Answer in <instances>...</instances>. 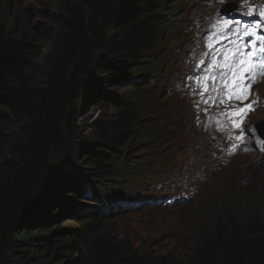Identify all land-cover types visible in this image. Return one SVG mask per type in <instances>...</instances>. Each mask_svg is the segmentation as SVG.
<instances>
[{
  "label": "trees",
  "instance_id": "trees-1",
  "mask_svg": "<svg viewBox=\"0 0 264 264\" xmlns=\"http://www.w3.org/2000/svg\"><path fill=\"white\" fill-rule=\"evenodd\" d=\"M50 1L35 34L0 18V264H264V199L250 198L253 189L227 191L212 205V198L191 204L199 211L196 236L172 254L141 250L129 222L100 203L82 207L77 196L70 206L64 195L52 203L51 195L63 188L76 193L66 184L73 173L61 169L69 163L88 177L100 202L115 189L104 190L102 179L105 186L127 179L131 189L137 168L117 171L119 163L109 156L134 154L141 136L133 146L131 138L130 151L113 152L130 131L137 137L132 129L148 124L154 130L151 97L131 98L129 113L117 106L111 116L105 112L79 126L83 103L93 95L99 110H111L119 83L144 92L141 82L154 77L171 9L168 0ZM44 42L47 50L39 53ZM102 94H108L105 104Z\"/></svg>",
  "mask_w": 264,
  "mask_h": 264
},
{
  "label": "bare ground",
  "instance_id": "bare-ground-1",
  "mask_svg": "<svg viewBox=\"0 0 264 264\" xmlns=\"http://www.w3.org/2000/svg\"><path fill=\"white\" fill-rule=\"evenodd\" d=\"M192 1L193 0H168V5L171 9L170 20L174 23V28H172L174 31L170 34L167 30V35L161 40V44L156 55L157 58L153 61V63L155 62L154 77H147L143 82H141L145 90L156 91L155 94L150 95L152 102L150 105V113L155 105H159L160 101L163 106L166 104L164 101L168 102L167 108L177 109L174 113H172L173 110H171L172 114H163L161 112H154L152 114V117L155 115L154 130L164 131L166 129H170L169 134L160 140L161 146L166 143L169 145L162 147L163 153L160 154V156H163V165L157 166L158 181L156 182L155 179H152V181H150V183H148L145 187L134 193L131 188L132 186L130 187L131 189L128 188L127 179H124L122 182L116 184H113V180L110 179L109 186H105L104 179H102L101 181L104 190H110L113 186H115V189L110 190L105 194L103 199L104 203L94 197L90 199L93 195V190L89 185L88 177L81 171L74 170L70 164V169L66 171L67 173L71 172L73 174L69 177V180L66 181V184L71 183L73 185L72 189L74 192L80 187L79 192L77 194H67L69 188H63V190H60L59 193H53L51 195L52 203L59 202L61 199L59 200L58 196L60 197L64 195V198H66L65 202L70 206L75 203L78 198L77 196H81L82 201L84 202V204L81 205L82 207L84 205V207L91 208L100 203L99 205L101 207L104 206L103 210L107 211V213L113 218H122L129 222V232L134 235V241L139 243L137 244V247H141L149 251H152L153 247H155L157 248L155 251L156 254H172L179 250L181 246L180 243L185 240L186 236L188 237L191 230L190 218L192 214L197 211L194 208L191 211L193 204L197 206L203 201H206L205 199L212 198V205L215 204L217 199L221 198L215 197L211 193L206 194L207 192H210L209 190L213 184L218 181H222L223 176L227 175V172L225 171L220 172V150L224 154H227L230 149L237 146L232 157L236 158L239 163L244 164V168L240 173L228 175L229 178L226 181H222L224 185H226L227 190H234L235 188L239 191L246 189L257 190L261 187L260 191L262 193L264 191V188H262L264 183L261 182V179L264 180V123H259L257 121L259 119L258 117L255 118L256 126L249 127L250 125H245L246 123L244 121V117L248 118L252 110L246 112L242 117H236L234 115L227 116V119L215 117L213 115L214 113L209 114V111L206 109L204 104L200 102V99L202 98L196 93V91H194L192 87L186 86V79L189 74L192 75L191 71L194 73L195 78L200 75L197 61L203 62V64L207 67H211L216 64L214 54L218 47L215 42H211V46L205 49L208 44L207 41H205L204 44H201L199 40L188 39L190 34L188 29L190 25L185 23L182 24V26L187 30H182L179 26V16L182 18L187 17L183 10ZM237 1L240 2V0ZM209 2L210 6L220 7L212 4L211 0H209ZM246 26L248 25L244 24L241 31H243V28ZM171 39L173 41H171ZM172 42H176L177 44H175L171 50L169 48V44ZM156 45L157 44L155 43V46ZM224 54L225 52L221 54V57H223ZM214 68L222 69L220 63L217 66H214ZM183 76L184 78H182ZM158 80H160L162 87L166 90L159 89ZM151 83L153 86L156 85V87L154 86L153 88L152 86H149ZM171 86L175 87L173 91L170 90ZM263 89L264 81L255 79L251 85L250 94L246 100L240 102L233 99L231 102L235 103L237 108L248 105H251L252 107L253 100L258 103L260 102ZM159 90L162 91L161 94H157V91ZM157 95H167L168 99L166 100L164 97H160L163 99H157ZM224 96L226 95H221L215 104L223 107V105H225L222 102ZM170 97H172L173 100H170ZM196 101L198 103L196 105L189 104ZM169 104L173 105L170 106ZM156 109L158 110L157 107ZM227 110H232V107L229 105ZM200 113H203L202 117V114ZM190 114H195L197 116L198 120H196V122L199 123L197 126L193 125V123H189L188 125L184 123L185 120L187 121V118L191 117ZM254 114L256 115L258 113L255 112ZM241 119L243 120L241 128L234 127L233 121H239ZM192 120H194V118ZM259 128H261L262 137L259 138L257 143L250 146L248 149L249 152L245 153L244 150H246V148L244 146H247L248 144V134H252V130L259 131ZM235 130H240V134L245 136L244 140L240 141L238 145L234 141L230 140ZM140 136L141 135H137V137ZM184 152L190 154L189 158L183 159ZM131 156L135 158V154H131ZM195 156L202 158L201 162L210 167L208 171L211 173L207 178L206 186V179H201L196 174L195 177L190 174L192 171L189 167L190 164H192V160L195 159ZM123 158L125 157L123 156ZM130 162L132 165L134 164L133 161ZM251 162L257 163L256 167H252V169L256 168L253 171H250L247 168V165H245ZM133 168L135 169V167ZM79 173L82 174V177L79 176ZM172 185H174V191L171 188ZM219 185H221V187L223 186L222 183H219ZM221 189L222 188L219 186H216L217 191ZM71 198H74L73 201ZM126 200L128 201L123 206L121 205L116 208L119 204H121L120 201L124 203ZM115 204L117 205L116 207ZM62 209L65 210L66 208L63 207ZM146 214H149L148 219L154 223L153 226L156 229L154 232L156 239H149L148 241L151 248H147L146 244L137 240V238L141 240L138 231L139 219ZM195 219L199 225V216L197 218L195 217ZM159 239L160 242L153 245V243ZM173 241H175V244L171 246L172 248L169 251L163 247L164 252H161V247L164 244L167 245ZM144 242L147 241L145 240Z\"/></svg>",
  "mask_w": 264,
  "mask_h": 264
},
{
  "label": "rangeland",
  "instance_id": "rangeland-1",
  "mask_svg": "<svg viewBox=\"0 0 264 264\" xmlns=\"http://www.w3.org/2000/svg\"><path fill=\"white\" fill-rule=\"evenodd\" d=\"M50 2H51L50 0H21V1H17V0H0V18H6L7 21H9V19L12 20V21L15 20L16 24L19 26L18 27L16 25L18 31L20 30V28L23 29V30H25L26 28L27 29L29 28L31 30V32H33L35 34L36 32H39L40 28L42 27L41 24L46 22L45 17L40 14V11L45 7V5H49ZM32 44H35V41H32ZM175 44H177V43L176 42L170 43L169 44V48L172 50L173 47L175 46ZM46 47H47V42H44L42 44V47L40 48V52L39 53L45 52L47 50ZM121 84L122 83H119L115 87H113V89L116 90L117 92H119L121 90L120 93H118L119 95H122V93H123L122 89H120V88H122ZM126 92H130V91L126 90ZM161 92L162 91L159 90V91H157V94L158 93L161 94ZM132 93L134 94V96L131 97L133 99H135L134 98L135 96H138V95L141 94L138 91L137 92L135 91V92H132ZM126 96H128V94L124 95L122 98H125ZM91 97H93V95H91ZM161 97H164V98L167 97L166 100L168 99L167 95H162ZM114 99H115V97H114ZM91 100H94V102L91 103V105L89 104V106H86L87 105L86 101L83 103L84 105H83V108H82L81 118H83L84 120L80 119L81 121L79 123V126H81L82 123L89 124L92 119L97 118L98 115H99V114H97V111L99 110L98 109L99 106L97 107L96 103H95L98 100V97L96 99H94V97L91 98L89 100V102H91ZM160 103H161V101L159 102V104ZM161 106H163V105H161ZM163 107H165V106H163ZM101 110H103V109H101ZM105 110H109V108H106ZM159 110H161V109L158 108V111ZM107 112H109V111H107ZM100 113L102 114V113H105V112H100ZM111 115L112 114L108 113V116H111ZM256 118H258V117H256ZM82 127H84V126H82ZM80 134L82 135L83 138H85L84 136L87 137L88 136V129L87 128H81ZM168 145L169 144L166 143L162 147H166ZM130 149H131V147H129V151H130ZM56 166L58 168L59 164H57ZM62 166H61V169H64V170H69L70 169V167H69L70 163L67 164V166H64V165H62ZM228 175H233V170L230 173H228L227 175L223 176L222 181H226L229 178ZM79 176L82 177V174L79 173ZM261 182L264 183V180L261 179ZM222 184H223L222 187H221V185H219V183L213 184L211 189L209 190L210 192H207L206 194L211 193L215 197L220 198L223 194L227 193V191H231V192L233 191L232 189L227 190L226 189V185H224L223 182H222ZM216 186H219L222 189L217 191L216 190ZM262 188H264V185H263ZM260 189H261V187H259L257 190L252 192V194L249 191V194H251L249 196H255V195H256V197L263 196V199H264V191L262 193L260 191ZM233 195L238 197L239 193H234ZM204 197H203V199H204ZM205 200H207V199H205ZM198 214H199V212L195 211V213H193L191 218H190L191 230H190L188 236L189 235L191 237H195L196 236L197 228L199 227V225H198L195 217L197 218L199 216ZM148 217H149V214H146L142 218L139 219L138 231H139V234H140L139 237H140L141 240H139L138 238H137V240L143 242L144 244H146L147 248H151L150 243L148 241H149V239L150 240H155L156 239V236L154 235V232H155L156 229L153 226L154 223L151 220H149ZM62 222H65V221H62ZM121 224H122V226H123V224L126 225V223H124V221L120 222V225ZM142 240H144V241L146 240L147 242H144ZM159 242H160V239L155 241L153 243V245H156ZM134 243H135L136 246H137V244H139L138 242L136 243L135 241H134ZM174 244H175V241H173L172 243L167 244V245L164 244L161 247V252H164L163 247H165L166 250L169 251L172 248L171 246H173ZM141 250H145V249L141 248ZM156 250H157V248L153 247L152 251L155 252Z\"/></svg>",
  "mask_w": 264,
  "mask_h": 264
},
{
  "label": "snow or ice",
  "instance_id": "snow-or-ice-1",
  "mask_svg": "<svg viewBox=\"0 0 264 264\" xmlns=\"http://www.w3.org/2000/svg\"><path fill=\"white\" fill-rule=\"evenodd\" d=\"M251 11H254V9H250ZM261 15L264 16V12ZM225 26L227 27V23ZM245 35L255 36L256 40L261 41V43L257 46L256 42L253 41L250 45L245 46L249 49L246 53L240 52L242 58L237 62V67L233 69V78L228 85L230 88L228 99L230 101L235 99L242 102L247 99L250 94L251 84L256 79L255 75L250 74L257 73V70H259L258 74L264 75V36L258 35L255 29L249 30L247 26L245 27ZM239 51L237 49L235 52H232L229 58L234 59ZM251 110V105L234 108L233 115L242 117L246 112ZM242 123V119L233 121L234 127L236 128H241ZM236 139H243V136H237Z\"/></svg>",
  "mask_w": 264,
  "mask_h": 264
}]
</instances>
